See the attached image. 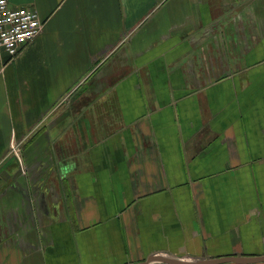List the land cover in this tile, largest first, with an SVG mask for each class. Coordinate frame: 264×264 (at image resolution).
<instances>
[{"label":"crops","instance_id":"1","mask_svg":"<svg viewBox=\"0 0 264 264\" xmlns=\"http://www.w3.org/2000/svg\"><path fill=\"white\" fill-rule=\"evenodd\" d=\"M8 1L0 264L264 256V0Z\"/></svg>","mask_w":264,"mask_h":264},{"label":"built area","instance_id":"2","mask_svg":"<svg viewBox=\"0 0 264 264\" xmlns=\"http://www.w3.org/2000/svg\"><path fill=\"white\" fill-rule=\"evenodd\" d=\"M44 25L35 9L0 0V49L11 58L19 55L40 34Z\"/></svg>","mask_w":264,"mask_h":264},{"label":"water","instance_id":"3","mask_svg":"<svg viewBox=\"0 0 264 264\" xmlns=\"http://www.w3.org/2000/svg\"><path fill=\"white\" fill-rule=\"evenodd\" d=\"M156 254L149 256L148 259L141 264H152L155 262H163L169 264H220L223 262H236L240 264H250L263 262L264 256L257 257H225L213 260L195 261L191 259H180L172 256H155Z\"/></svg>","mask_w":264,"mask_h":264}]
</instances>
